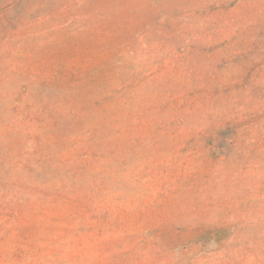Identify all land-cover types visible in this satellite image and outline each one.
I'll list each match as a JSON object with an SVG mask.
<instances>
[{
    "label": "rangeland",
    "instance_id": "rangeland-1",
    "mask_svg": "<svg viewBox=\"0 0 264 264\" xmlns=\"http://www.w3.org/2000/svg\"><path fill=\"white\" fill-rule=\"evenodd\" d=\"M0 264H264V0H0Z\"/></svg>",
    "mask_w": 264,
    "mask_h": 264
}]
</instances>
